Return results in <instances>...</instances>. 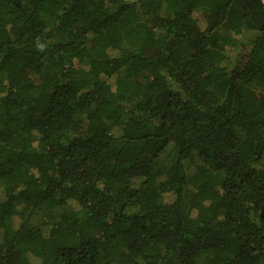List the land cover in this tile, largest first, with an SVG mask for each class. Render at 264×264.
Wrapping results in <instances>:
<instances>
[{
  "label": "trees",
  "instance_id": "1",
  "mask_svg": "<svg viewBox=\"0 0 264 264\" xmlns=\"http://www.w3.org/2000/svg\"><path fill=\"white\" fill-rule=\"evenodd\" d=\"M0 264H264V0H0Z\"/></svg>",
  "mask_w": 264,
  "mask_h": 264
},
{
  "label": "rangeland",
  "instance_id": "2",
  "mask_svg": "<svg viewBox=\"0 0 264 264\" xmlns=\"http://www.w3.org/2000/svg\"><path fill=\"white\" fill-rule=\"evenodd\" d=\"M201 14H195V17L198 18V20L200 21V26L203 28L204 27V22L202 21V15L200 16ZM241 41L244 42V44L246 45L247 44V38L244 37V38H241ZM247 46V45H246ZM246 46H242V52H245L247 50V47ZM250 46H248V49H249ZM227 53L233 57V51L232 49H227ZM33 224L36 225V224H39L40 223V219L38 218H33L32 220Z\"/></svg>",
  "mask_w": 264,
  "mask_h": 264
}]
</instances>
